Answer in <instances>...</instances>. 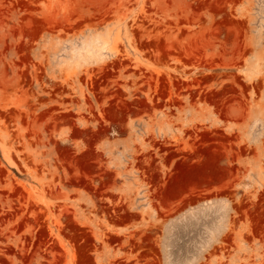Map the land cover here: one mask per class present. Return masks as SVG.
<instances>
[{"label":"rangeland","instance_id":"1","mask_svg":"<svg viewBox=\"0 0 264 264\" xmlns=\"http://www.w3.org/2000/svg\"><path fill=\"white\" fill-rule=\"evenodd\" d=\"M0 264H264V0H0Z\"/></svg>","mask_w":264,"mask_h":264}]
</instances>
